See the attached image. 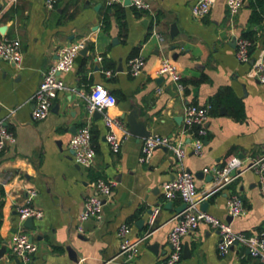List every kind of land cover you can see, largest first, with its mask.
<instances>
[{
	"label": "crops",
	"instance_id": "0c3cea01",
	"mask_svg": "<svg viewBox=\"0 0 264 264\" xmlns=\"http://www.w3.org/2000/svg\"><path fill=\"white\" fill-rule=\"evenodd\" d=\"M145 1L146 11L123 3L109 5L106 0H59L53 9L45 6V0H0V37L20 39L23 51L21 66L0 59V121L16 136V142L0 153V264H160L165 260L169 232L184 202L166 200L163 184L174 177L178 161L170 149L157 148L149 162L141 163L143 138L130 131L132 115L152 135L177 136L187 106L208 104L223 88H230L242 101L243 119L235 118L227 105L210 111L201 154L194 153L193 138L185 137L183 165L195 174L202 197L215 187L205 167L221 165L230 154L244 164L264 155V84L253 69L264 55V19L251 21L257 0H247L235 15L229 14L227 0H214L210 13L201 18L192 14L196 0ZM260 1L264 13V0ZM248 32L254 49L250 61L243 63L236 57V41ZM78 40L86 41L87 56L61 74L67 89L54 99L46 119L35 120L33 96L44 73L61 47ZM135 56L146 63L136 77L128 67ZM165 57L177 64L184 92L168 77L157 76ZM99 83L117 97L108 112L128 131L119 153L110 149L103 116L91 118L87 113L88 95ZM89 122L96 157L85 168L75 162L69 143ZM99 177L115 180L116 186L104 200L100 216L82 221L85 200L97 192L94 183ZM258 182L253 170L245 171L200 206L206 203L208 212L230 221L235 231H259L264 227V197ZM236 193L246 211L232 218L228 200ZM29 200L43 211L42 218L34 219L35 229L28 228L17 212ZM157 207L159 213L151 224ZM123 223L131 226L132 239L149 233L132 261L119 254L118 231ZM16 232L29 233L36 245L27 263L12 251ZM218 244V233L201 225L184 238L190 254L183 253L180 264H263L241 245L222 256Z\"/></svg>",
	"mask_w": 264,
	"mask_h": 264
},
{
	"label": "built area",
	"instance_id": "2783aa9c",
	"mask_svg": "<svg viewBox=\"0 0 264 264\" xmlns=\"http://www.w3.org/2000/svg\"><path fill=\"white\" fill-rule=\"evenodd\" d=\"M59 0H45V6L53 9ZM109 5L123 3L125 0H106ZM131 6L139 11H146L149 5L145 0H130ZM256 1V0H253ZM247 0H227V9L230 15L237 14L245 5ZM214 4V0H196L192 6L194 17L201 18L207 16ZM87 45L86 41L78 40L61 47L57 60L44 73L38 89L36 90L33 108V118L37 121L44 120L51 112L53 101L59 92L67 89L61 74L71 71L77 61L80 51ZM252 41L246 37H240L236 41V57L240 62L246 63L251 59ZM0 59L21 66L23 62V51L21 41L18 38L8 36L0 37ZM145 60L141 56L132 57L128 62L129 73L139 76L145 67ZM254 74L264 84V55L254 64ZM110 74V72H107ZM157 76L168 77L173 81L179 92H184L185 85L182 82V75L177 64L169 57L162 59L156 71ZM117 97L103 84L93 85L87 98V113L93 117L95 112H100L104 118L107 128L106 139L113 153L121 151L122 144L128 135L122 120L109 115V109L116 105ZM212 106L210 104H191L186 107L183 117V127L180 134L158 135L151 134L143 138L139 161L149 162L157 148L170 149L177 161L178 168L174 177L163 184V192L166 200L180 198L186 203V208L175 215V223L169 232L170 250L165 260L160 264H180L184 253V238L196 232L201 225H208L219 235L218 250L220 255H226L231 248L241 245L248 250L253 258L259 259L264 264V227L256 232L245 233L235 231L232 223L223 220L218 216L201 208L202 201L211 194L225 189L235 179L245 171L253 170L259 177V188L264 197V155L252 159L244 164L243 160L236 154L228 155L221 165L205 167V173L213 176L215 187L205 196L199 195L196 177L193 172L183 165V160L187 156L186 136L193 138V151L201 154L205 146V138L208 134L206 127L207 120ZM117 130L122 131L120 135ZM16 142V136L2 121H0V153L7 145ZM70 149L73 152L74 160L82 167L89 168L96 157V149L93 144V133L91 123L81 126L70 140ZM233 171H236L233 174ZM96 193L86 198L84 209L80 214L82 221L89 218L99 217L104 205V200L110 197L116 186L113 179L98 178L95 180ZM31 195H36L32 191ZM157 207L151 217L150 223L154 224L159 213ZM246 211L245 203L240 194H233L228 200V215L232 218L242 216ZM18 216L22 221L32 217L40 219L43 211L35 207L31 201L17 207ZM80 231L83 228L79 227ZM131 226L123 223L118 231L120 239L119 254L126 257V261H132L140 251V243L149 235L142 238L132 239ZM12 251L23 262L27 263L31 255L36 251V245L30 239L29 233L16 232L12 237Z\"/></svg>",
	"mask_w": 264,
	"mask_h": 264
},
{
	"label": "trees",
	"instance_id": "16d2710c",
	"mask_svg": "<svg viewBox=\"0 0 264 264\" xmlns=\"http://www.w3.org/2000/svg\"><path fill=\"white\" fill-rule=\"evenodd\" d=\"M253 14L251 16V21L254 23L262 21L264 18L263 13V5L260 0H257L256 2H253ZM135 9V8H134ZM105 27L106 29L109 28V21L108 19H105ZM244 37L249 38L252 42L254 41L252 33L248 32L244 35ZM253 45L251 46L250 53L253 52ZM212 108H218L222 105H227L231 114L238 119H243L245 117V110L244 105L240 99H238L233 91L230 88H223L219 90L214 96L210 98L209 103ZM100 178V177H99ZM98 179V178H97Z\"/></svg>",
	"mask_w": 264,
	"mask_h": 264
},
{
	"label": "water",
	"instance_id": "95a60500",
	"mask_svg": "<svg viewBox=\"0 0 264 264\" xmlns=\"http://www.w3.org/2000/svg\"><path fill=\"white\" fill-rule=\"evenodd\" d=\"M123 4L125 6H131V1L130 0H125L123 2ZM88 49L89 47L88 46H85L81 51H80V54L78 55L76 61L78 63H80L83 59V57H86L87 56V52H88ZM161 80H164V77L161 76L160 77ZM224 112H225V109H224ZM95 116H101V113L100 112H95L94 114ZM129 123H130V131L131 133L133 134H136V135H139L140 137L142 138H145V137H148L149 135H151V132L147 130V125L143 122V123H139L137 119H135L134 115L130 116L129 118ZM236 171H233V174H235ZM212 176V175H211ZM213 178V176H212ZM186 208V203H183L181 208L178 210L179 212L183 211L184 209ZM202 209L207 211V208H206V203H204L202 205ZM25 225L30 228V229H35L36 226H35V223H34V218L32 217H29L25 220ZM30 239L31 241H33V238L30 236ZM189 249L187 246H185V249H184V257H188L189 256ZM3 256V253L2 251H0V258Z\"/></svg>",
	"mask_w": 264,
	"mask_h": 264
}]
</instances>
